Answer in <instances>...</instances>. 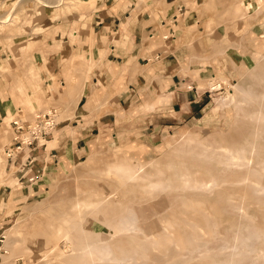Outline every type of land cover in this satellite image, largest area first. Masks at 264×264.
<instances>
[{
  "label": "rangeland",
  "instance_id": "rangeland-1",
  "mask_svg": "<svg viewBox=\"0 0 264 264\" xmlns=\"http://www.w3.org/2000/svg\"><path fill=\"white\" fill-rule=\"evenodd\" d=\"M93 1L0 0V22L4 20L0 24V100L9 98L4 103L9 107H4L0 115V247L4 233L12 243L4 255L0 248V264H38L40 257L46 258L40 264H45V260L46 264H95L88 250L99 245L100 239L113 245L119 255L130 252L147 259L144 257L148 253H168L155 264H199V260L185 255V250L190 249L187 238L196 240L197 233L177 222L174 215L187 217L184 201H192L195 209L204 213L194 212L195 216L190 217L204 235L210 220L218 224L212 235L221 238L239 232L248 224L246 217L264 225V202L257 201L259 196L248 183L240 182L252 178L250 170L227 166L225 156L217 149L251 144L256 154L249 163L264 160V123L244 119L237 106L243 93H264V66H257L264 56V0H200L196 10L200 14L198 23L192 25L190 33H178L179 40L188 38L185 45L192 54L193 67H209L202 83H197L198 92L204 93L205 98L193 118L173 116L166 120L151 109V103L146 105L148 97L139 96L133 101L127 98L123 111L117 110L116 105L103 104L95 112L96 119L81 134L79 118L74 115V121L70 111L76 100L72 93L76 87L86 86L95 64L90 53L66 46L76 39L93 38L92 30L81 23L90 21L89 15L82 16V10H88L86 6ZM216 83L219 89L210 90ZM49 111H54L52 123L56 125L51 137L55 140L59 132L66 130L72 143L60 144V148L55 141L49 144L56 152L52 153L54 158L39 167V175L23 191L14 187L3 193L4 185L13 184L5 176L12 157L7 158L4 149L15 137L9 122L29 123L36 114ZM164 121L174 124L167 127ZM76 134L83 141L74 147ZM16 137L23 141L28 135L22 132ZM137 164L148 173L153 164L170 183L157 186L149 184L153 182L150 178L129 182L124 171L134 170ZM185 168L227 184L211 194L182 190L179 178ZM88 183L99 186L92 185L91 189ZM96 187L114 191L120 203L93 204L90 199ZM163 187L169 189L162 191ZM137 195L141 198L138 201ZM227 200L246 208L245 214L228 208ZM127 202L134 204L139 226L146 225V229L155 223L168 224L185 249L173 254L172 249L162 245L152 246L150 240L118 236L108 225L116 213L124 211ZM157 240L161 238L154 237ZM217 243L216 239L210 240L209 247L213 249ZM48 245H54L55 250L47 255ZM202 258V264L224 262V255L219 252L204 254Z\"/></svg>",
  "mask_w": 264,
  "mask_h": 264
},
{
  "label": "crops",
  "instance_id": "crops-1",
  "mask_svg": "<svg viewBox=\"0 0 264 264\" xmlns=\"http://www.w3.org/2000/svg\"><path fill=\"white\" fill-rule=\"evenodd\" d=\"M97 1L88 3V10H82V16L89 15L90 21L81 23L92 30L93 38L76 39L66 46L90 53L95 64L86 86L76 87L72 93L76 100L70 111L74 121L77 120L74 115L79 118L80 133L96 119L95 112L101 110L103 104L116 105L117 110L123 111L127 98L133 101L139 96L148 97L146 105L151 103L150 108L166 120L173 116L193 118L205 98L204 93L198 92L197 85L202 83L209 67L204 70L199 64L193 67L192 54L185 45L188 38L179 40L178 33H190L192 25L198 23L200 14L196 10L200 0H140V3L137 0L138 4L136 0ZM4 99L0 100V115L4 107H9L5 106L9 98ZM163 123L167 127L174 124ZM78 135L74 137V147L83 141ZM54 141L60 148V144L72 143V137L63 130L54 140L50 132L45 138L14 152L5 175L13 184L4 185L2 192L9 193L14 187L23 191L27 183L39 175L42 164L54 158L52 153L56 149L49 147Z\"/></svg>",
  "mask_w": 264,
  "mask_h": 264
},
{
  "label": "bare ground",
  "instance_id": "bare-ground-1",
  "mask_svg": "<svg viewBox=\"0 0 264 264\" xmlns=\"http://www.w3.org/2000/svg\"><path fill=\"white\" fill-rule=\"evenodd\" d=\"M238 4H239V2H238ZM2 21H4V20H2ZM2 21L0 22L1 25L4 23ZM257 66H258V68L264 66V56L261 57L260 64H258ZM263 77H264V75H263ZM263 80H264V78H263ZM221 81H224V80L222 79ZM219 86H220L219 83H216L210 88V90H217V89H219ZM231 86L233 88L236 87V85H234L232 83H231ZM242 96H243L242 102L238 103L237 106H238L239 110L242 112L244 119L253 120V122L254 121L260 122L261 124L264 123V93H260L259 95H252V94L243 93ZM230 101H232V99H230ZM238 108H237V110H238ZM4 118H7V120H8V117H4ZM4 123H7V122L5 121ZM3 126H5V125L2 124V128H3ZM217 143H219V142H217ZM205 148H207V146H205ZM217 149H220L222 154L225 156V158L227 160L226 161L227 166L239 168L241 170H243V169L250 170L252 178H250L249 180L248 179H242L240 182L248 183L250 185V188H251L250 190H252L254 193H256L259 196V197H257V201L263 203L264 202V160H259L258 163H249V160H251L252 156H254V154H256L255 147L251 144H248L247 147H243V148L223 145ZM257 156L258 155H256L255 157H257ZM151 167L153 168V170L151 173H148L145 171V169L142 166L137 164L135 166L134 170L124 171V173L126 174V179L129 182H134L135 180H138V179L150 178L153 180V182L149 183V184H154L157 186H161L165 182L170 183V179H166L164 177V175L162 174V172H160L159 168H156V166H153V164ZM180 175L181 176H180L179 180L181 182L180 184H181L182 190L188 189V190H193L196 192L201 191V192H204L206 194H211V193H214L215 191H218L221 186L227 184L226 181L218 182L216 179H213L214 177L211 178L210 176H208L204 172H200V171H196V170L190 171L189 169H186V168L184 169V171ZM96 183H98V182H96ZM236 183H237V181H236ZM88 184H87V186H88ZM89 185H91V184H89ZM92 185H91V189H92ZM95 185L97 186V184H95ZM95 185H93V186H95ZM97 187L95 188L94 192L92 193V199H90V202H91V200H92V203L94 202L93 204H95V202H96V204H99V203L103 204V203L108 202L112 205L117 203V202L120 203L121 199L120 198L118 199V197L115 195L114 191L107 192L104 190V188L100 189ZM88 188H90V187H88ZM108 189H109V187H108ZM168 189L169 188H167V187H163V189H161V190L166 191ZM238 192H240V191H238ZM88 194H89V196L91 195L90 193H88ZM139 196L138 195L135 196L136 201L141 199ZM80 197H82V196H80ZM90 198H91V196H90ZM83 200L85 201V199H83ZM227 202H228V204H227L228 208H230L233 211H236L240 214H245L246 208L242 207L241 205L236 206L234 203L229 202L228 200H227ZM86 203H89V202H86ZM124 205H125L124 211L121 214L116 213L115 219L110 220L109 225H108L109 228L114 229L116 231V233H118V236H121V237L122 236L139 237L141 239L150 240V241H153L152 246L157 247L158 245H162V247H165L168 250L172 249L171 252L173 254H177V251L179 249H182V248L185 249V246L182 244L183 241L181 240V238L175 239L176 236L172 235V227L170 225L158 224V226H157V223H155L156 225H153V226L151 225L152 226L151 228L145 229L143 227H145L146 225L143 227L139 226L140 220H138V218H137V216H139V215H136L137 213H135L134 208H132V206H134V204L127 202ZM74 206H77V204ZM184 207L186 208V211L188 212L187 213L188 215L185 214L187 217L177 216L174 213V215L177 218L176 220L181 225L188 227L193 232L197 233L195 236V238L197 237L196 240L191 239L190 237L187 238L188 244H190V249L185 250V255H187L190 258H193L195 260H199V262H201L199 264L203 263L202 257L204 254L217 253V252L224 255V262L221 264H255V263L264 264V239H262V234H264V225H261V226L257 225L253 218L246 217V219L248 220V224L243 226L239 232L232 233L228 238H221V237H214L215 235H212V234L216 233V229H217L216 224L217 223L214 220H210L209 226L206 229V234L204 235V234L200 233V230L198 229L196 224H194L193 220L190 219L191 216L192 217L195 216V213L196 214L200 213L202 215L204 213L195 209L192 201H189V200L187 202L184 201ZM80 211H81V209H80ZM218 227H220V226H218ZM155 231H157V234H153V232H155ZM116 233H115V235H116ZM46 235L49 236L48 234H46ZM129 237H128V239H129ZM154 237H160L161 240L160 241L159 240L154 241ZM2 238L5 239L4 241H2L3 246H1L3 248L2 250H3V255H4L5 250H7L12 243L9 242V240H11V239L7 240L6 233H4ZM167 239H169V240H167ZM214 239H216L218 243H217L216 247L212 249L209 247V241L210 240L213 241ZM99 242H100L99 245H97L96 247L90 248L88 250V254L93 255V262L95 264H152L153 262L155 264V262L161 261L166 255L168 256V253L164 256H163V254H165V253H162L161 255H157V254L155 255L154 253H148L146 255V257H144L147 259H142V258H137L136 255H134L130 252L119 255L114 251L113 245H110L101 239L99 240ZM13 243H15V242H13ZM39 243L41 244L43 242L39 241ZM37 245H38V243H37ZM12 246H14V245H12ZM124 246H127V245H124ZM42 247L44 249V245H42ZM46 248H49L47 255L55 250L54 245H52V246L48 245V247H46ZM43 249H41V254H39L41 256L43 254L42 251L45 250V249L44 250ZM115 250H117V249H115ZM8 251H10V250H8ZM165 251L168 252L167 250H165ZM120 253H121V251H120ZM47 255L45 254V257ZM207 257H209V256H207ZM4 259L7 261L6 258H3V261H4ZM44 259H46V258L40 257L39 262L37 261L38 264H40V262H42ZM88 259L90 260V257H88ZM209 259L210 258H208V260ZM206 262H209V261H206ZM212 262H214V261H211V264H212ZM46 263H47V260H45V264ZM193 264H194V262H193ZM207 264H210V263H207Z\"/></svg>",
  "mask_w": 264,
  "mask_h": 264
},
{
  "label": "built area",
  "instance_id": "built-area-1",
  "mask_svg": "<svg viewBox=\"0 0 264 264\" xmlns=\"http://www.w3.org/2000/svg\"><path fill=\"white\" fill-rule=\"evenodd\" d=\"M54 111H49L43 114H36L29 123H21L19 120L9 122L11 132L15 135L11 140V145L4 149L7 158L12 157L14 152L21 151L24 146H30L33 141L37 142L49 135L55 124L52 123ZM25 132L28 138L23 141L17 139V135Z\"/></svg>",
  "mask_w": 264,
  "mask_h": 264
}]
</instances>
